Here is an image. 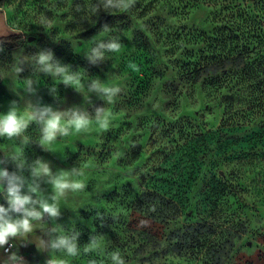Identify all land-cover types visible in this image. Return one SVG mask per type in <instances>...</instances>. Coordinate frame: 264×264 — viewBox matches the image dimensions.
Listing matches in <instances>:
<instances>
[{"label": "rangeland", "instance_id": "obj_1", "mask_svg": "<svg viewBox=\"0 0 264 264\" xmlns=\"http://www.w3.org/2000/svg\"><path fill=\"white\" fill-rule=\"evenodd\" d=\"M97 2L0 0L9 27L27 34L16 50L0 47V114L15 101L26 116V102L39 101L90 118L79 133L72 128L58 137L50 151L35 143V124L25 133L33 140L24 148L29 162L41 157L53 172L84 173L73 179L85 188L61 199L56 221L80 232V254L56 253L55 264H111L113 251L126 264H264V113L248 119L227 111L220 97L180 71L183 63L211 58V0H136L131 9L94 15ZM105 24L111 31L102 30ZM115 38L118 52L89 59L100 40ZM41 51L79 80L66 86L39 72L33 57ZM27 78L34 94L25 91ZM94 80L118 92L109 99L89 91ZM101 118L109 121L106 129ZM19 149V141L0 137V159ZM0 167L16 170L12 162ZM0 204L7 206L2 193ZM37 231L17 247L46 264L49 251L37 248ZM93 235L100 250L85 253Z\"/></svg>", "mask_w": 264, "mask_h": 264}, {"label": "clouds", "instance_id": "obj_2", "mask_svg": "<svg viewBox=\"0 0 264 264\" xmlns=\"http://www.w3.org/2000/svg\"><path fill=\"white\" fill-rule=\"evenodd\" d=\"M136 3V0H98L93 6V14L97 15L101 9L109 14L114 10H128ZM103 31H111L105 24ZM97 47L92 48L89 59L95 61L104 59L105 52H118L121 43L118 38L109 39L108 43L103 40ZM37 70L53 78L60 77L66 86H72L73 82L79 80L78 73L70 71V66H62L54 60L50 51H41L33 57ZM15 67V72L19 75L23 71L20 66ZM26 93H35L34 81L31 78L26 80ZM96 90L111 99L117 92V87H103L98 80H94L88 89ZM53 95L56 88H50ZM25 116L17 102H11L9 110L5 114H0V137L8 140L19 141L20 149L5 152L0 159V165L12 162L15 171L9 172L6 167H0V193L3 194L7 206L0 204V250H3V257H0V264H25L24 258L13 251L17 244L26 245L30 242V236L36 230L50 237L45 241L42 237L36 240L37 248L49 251L50 258L46 264H55L52 257L59 253L76 257L80 254L78 237L80 232L76 230L66 231L64 227L56 221L61 216L60 202L66 198L69 192L83 190L85 185L77 182L73 177L82 176L83 170L72 168L71 170H58L53 172L50 162L38 157L29 162L25 156L24 148L33 142L31 137L25 135L30 125L35 124L39 131V140L35 141L44 151H50L51 145L58 137L68 136L70 129L74 128L79 133L89 122V116L79 110L60 111L51 105H45L37 101L26 102L23 110ZM104 110H97V117H102ZM101 127L106 129L109 121L106 118L98 120ZM29 173L28 176L24 172ZM42 185L51 186V192L46 193ZM52 227H48V223ZM56 235L53 237L52 234ZM99 240L95 235L90 237L89 243L85 246L84 252L91 253L100 250ZM111 264H126L125 259L119 251H113L109 255ZM91 264H95L92 261Z\"/></svg>", "mask_w": 264, "mask_h": 264}, {"label": "trees", "instance_id": "obj_3", "mask_svg": "<svg viewBox=\"0 0 264 264\" xmlns=\"http://www.w3.org/2000/svg\"><path fill=\"white\" fill-rule=\"evenodd\" d=\"M249 2L211 0L215 24L207 39L211 58L183 63L180 71L192 83H202L203 91L212 98L220 97L225 110L241 111L251 119L264 113V1ZM26 38V33L13 30L0 37V47L16 50ZM251 262L241 259L238 264Z\"/></svg>", "mask_w": 264, "mask_h": 264}, {"label": "crops", "instance_id": "obj_4", "mask_svg": "<svg viewBox=\"0 0 264 264\" xmlns=\"http://www.w3.org/2000/svg\"><path fill=\"white\" fill-rule=\"evenodd\" d=\"M12 29L9 27L7 23V16L5 12L0 8V37L8 36L12 33ZM13 251H17V254L24 258L25 264H41L40 259H36L32 252L24 253L19 250L18 247L14 248ZM3 250H0V257H3ZM40 255V253H39ZM43 257L42 255H40Z\"/></svg>", "mask_w": 264, "mask_h": 264}]
</instances>
